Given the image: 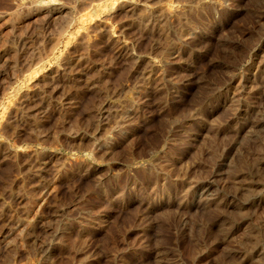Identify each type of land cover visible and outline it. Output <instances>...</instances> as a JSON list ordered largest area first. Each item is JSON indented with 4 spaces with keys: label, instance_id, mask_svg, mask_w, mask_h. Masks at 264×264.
Masks as SVG:
<instances>
[{
    "label": "rangeland",
    "instance_id": "1",
    "mask_svg": "<svg viewBox=\"0 0 264 264\" xmlns=\"http://www.w3.org/2000/svg\"><path fill=\"white\" fill-rule=\"evenodd\" d=\"M0 264H264V0H0Z\"/></svg>",
    "mask_w": 264,
    "mask_h": 264
}]
</instances>
